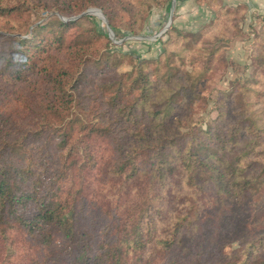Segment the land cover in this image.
<instances>
[{"label":"trees","instance_id":"trees-1","mask_svg":"<svg viewBox=\"0 0 264 264\" xmlns=\"http://www.w3.org/2000/svg\"><path fill=\"white\" fill-rule=\"evenodd\" d=\"M133 1L140 6L166 4L169 10L172 4V0ZM107 2L83 0L78 7L68 4L57 8L62 14H72L98 6L104 10L117 37L122 31L117 21L119 14L115 7L107 9ZM30 4L31 0H0V20L5 19L7 24L0 33L3 38L0 75L15 82L24 81L29 72L47 70L46 63L51 56L48 53L67 48L72 49L71 55L75 57L70 66L75 64L78 73L71 81L73 71L59 63L56 65L51 80L57 99L39 104L40 127L28 130L27 134L13 129L10 118L0 111V234L4 239L17 226L31 233H43L40 240L50 243L52 234L45 230L55 229L62 231L68 240L67 250L72 251L74 264H151L144 255L147 247H163L167 253L175 251L189 240L191 231L187 225L188 220H192L191 214L198 223L201 221L198 211L177 212L166 233L156 234L159 217L164 215L162 200L166 185L179 171L193 194L206 190L215 194L221 203L230 205L229 209L218 213L220 228L224 220L242 215L237 209L264 187V121L254 101L255 97L264 96L263 89L257 84L239 83L228 96L232 102L230 111L221 113L207 130H195L189 120L183 123V119L173 115L178 107H187V102L196 98L197 85L205 83L218 47L185 44L183 31L171 25L163 51L153 60H142L140 55L135 58L128 52L118 55L111 49L92 59L88 52L96 39L107 38V46L112 41L108 28H95L79 35L76 46H72L68 43L69 32L75 22L54 18L30 29ZM128 4L132 7L133 3L126 1ZM131 7H124L129 14L126 32L139 33L137 15ZM14 17L25 21L17 19V23H13L10 19ZM39 52L40 57H35ZM124 57H134L136 61L115 81L116 88L108 99L110 103H86L93 98L83 93L93 81L87 73L88 67L91 64L96 69L109 64L119 67ZM199 62H203L202 66ZM178 63L184 67H177ZM255 63L258 71L261 69L264 82V53L255 56ZM187 64L192 66L189 71L185 68ZM70 84L75 89L74 95L68 94ZM97 84L104 94L108 92L106 85ZM73 100L77 103H72ZM71 104L78 105V111L85 107L88 119L74 116L64 122L63 114ZM106 106H112L116 114L108 115ZM92 113L96 119L90 118ZM53 119H57V123ZM49 129L52 134L46 135V144L35 150L27 144L30 137L38 140ZM53 133L58 135L55 141ZM91 138L110 142L112 154L105 162L110 176L106 195L118 201L119 196H128L123 205H115L113 223L106 227L103 239L95 238V216H89L91 228L82 220L88 216L85 206L82 207L83 174L97 166L94 148L88 141ZM53 142L58 155L52 152ZM54 159L56 168L51 169ZM78 181L81 184L78 185ZM113 203L105 209L108 214ZM211 219L206 217L205 223H211ZM239 219H242L240 224L239 221L228 223L227 237L231 230L239 231L242 238L251 233L245 216ZM215 237L225 238L218 232ZM199 240L203 253L209 243L202 237ZM210 242L219 241L210 237ZM228 246L229 243L223 241L219 248L224 257ZM241 256H245L242 264H264V227L229 257ZM168 264L184 263L172 258Z\"/></svg>","mask_w":264,"mask_h":264},{"label":"rangeland","instance_id":"rangeland-1","mask_svg":"<svg viewBox=\"0 0 264 264\" xmlns=\"http://www.w3.org/2000/svg\"><path fill=\"white\" fill-rule=\"evenodd\" d=\"M83 0H31L30 17L28 22L31 23L30 29L37 23H45L54 18H60L63 21H73L74 25L69 32V42L72 46H76V39L79 35L88 34L90 30L95 28L105 30L109 21L104 10L98 6H90L91 8H99L107 18V22L95 13L81 15L75 19L64 20L63 17L71 18L77 16L89 9L90 7L72 14H62L57 6L71 4L78 7ZM126 1L132 2V7L126 5ZM131 7L132 11L137 15L136 22L140 28L139 33L126 32V20L129 14L124 7ZM167 5H142L133 0H108L106 8H116L118 15V23L122 27L121 33L107 46V38L96 39L89 57L92 59L99 57L103 52H111L121 55L123 52L132 53L135 58L140 57L142 60H153L159 56L164 49V41L168 39L167 30L171 25H175L183 31L185 36L183 43L201 45L207 48L218 47L216 57L210 63L211 68L205 83L197 85V96L192 102H187V107H178L173 117L183 119V123L187 120L190 127L195 130H207L210 123L215 121L222 115L228 113L231 109V100L228 96L241 84H257L260 89L264 90V82L258 67L255 63V56L264 53V0H177L176 9L173 15L171 25L167 27L169 21V9ZM19 17L10 20L17 23ZM9 20V19H8ZM23 18L18 22H23ZM25 21V20H24ZM5 19L0 20L1 28L6 26ZM10 25V24H9ZM25 30V28H24ZM80 38V37H79ZM84 39V38H83ZM3 38L0 37V43ZM70 48L65 50H52L47 55H51L46 63L47 70H35L29 72L27 79L24 81H13L0 75V111L5 117L11 120L10 125L16 128L20 134L29 133L28 130L40 127V119L37 114V108L40 103H48L57 99V92L54 83L51 80V74L56 72V65L73 71L74 77L70 78L74 81L76 78L77 68L70 66L74 62V56L71 55ZM40 57V52L35 57ZM134 57H124L122 65L119 67L104 66L96 69L92 68V64L88 67L87 73L93 78V81L85 87L83 93L87 92L92 96V101L86 100V103H110L108 99L113 95L116 88L114 84L125 70L132 68L136 59ZM92 63V62H91ZM203 62H199L202 66ZM81 65V64H80ZM180 66L181 69L184 67ZM186 70L192 69L187 64ZM41 69V68H40ZM80 70V68H79ZM78 70V71H79ZM76 75V76H75ZM97 83L106 85L108 92L106 94L101 90V86ZM100 87V88H99ZM255 87V86H254ZM256 88V87H255ZM93 90V91H92ZM68 94L74 95L75 89L70 84L68 86ZM82 93V94H83ZM96 96V97H95ZM70 97V96H69ZM255 108L260 109L264 121V96L255 97ZM72 103H77L73 100ZM90 104H86L88 107ZM226 106V107H225ZM108 115H115L112 106H106ZM83 111V112H82ZM227 114H225L226 116ZM79 116L82 119L86 117V108L78 111V105L71 104L70 109L63 114V121ZM91 116V117H90ZM89 117L96 119L94 113ZM9 120V121H10ZM57 119H53L57 123ZM57 126V125H56ZM185 129V128H184ZM52 130L44 132L41 138L33 140V136L27 140V144L31 145L35 150L42 144H46V135L52 134ZM54 141L57 140L56 133L52 135ZM95 152V169H87L83 174V199L82 207L85 206L87 218L82 219L87 228H91L89 222L90 217L94 219L96 225V239H103L106 236L105 229L113 223L116 207L123 205L128 197L127 194L119 196V201L112 196L106 195L108 191V182L110 176L107 175L105 162L108 161L112 154L109 148L108 139H89L88 140ZM80 144V143H79ZM82 145V144H80ZM55 142L52 143V152L58 155L55 148ZM80 147V146H79ZM56 159L50 164L51 169L56 168ZM94 165V166H95ZM185 176L181 171L168 180L166 185L165 197L162 200L164 204V215L160 216L157 223L156 234L164 235L169 229L175 213L182 211H198L201 215L200 223L191 214V221L188 220L187 228L191 231L189 240L186 243L175 248V251L167 253L163 247L149 246L144 250L145 259L151 264H168L172 258H176L184 264H242L245 256L229 257L234 251H239L245 246V241L257 235V231L264 227V187L260 192L244 201L246 205L237 209L242 215L232 216L230 219L224 220L222 228H220L218 213L220 210L229 209L227 202L221 203L215 194L200 190L199 193H192L184 181ZM81 184L78 181V185ZM67 189V185L65 186ZM188 194H191L188 196ZM133 192L130 193V197ZM113 203L111 213L108 214L105 209L110 203ZM107 204L106 206H103ZM102 207V210L100 208ZM193 207H196L193 210ZM219 208V209H217ZM115 212V213H114ZM90 216V217H89ZM245 216L249 223L251 233L242 238L239 231H230L229 237L227 227L228 223L239 221L241 223ZM199 217V218H200ZM212 218L211 223H205V219ZM98 223L99 227H98ZM89 225V226H88ZM196 225V231L193 227ZM230 228V227H229ZM45 231L52 234L50 243L42 242L40 237L42 234L38 231L31 233L22 227H15L8 232L7 239L0 234V264H74L72 251L67 250L69 247L68 240L62 231L55 229H47ZM256 231V232H255ZM217 232L224 235L225 238L216 239ZM207 240L209 246L204 248L202 253L199 245V239ZM211 240L219 241L210 242ZM229 243L225 250V257L221 249V243ZM232 252V253H231ZM133 258V257H131ZM148 258L150 260H148Z\"/></svg>","mask_w":264,"mask_h":264},{"label":"water","instance_id":"water-1","mask_svg":"<svg viewBox=\"0 0 264 264\" xmlns=\"http://www.w3.org/2000/svg\"><path fill=\"white\" fill-rule=\"evenodd\" d=\"M176 4H177V0H172V4H171L170 10H169V21H168V24H167L166 28H168L171 25V23H172L173 15H174V12H175V9H176ZM89 13H95L97 15H100L107 22V18L104 16V14L102 13V10L99 9V8H89V9L85 10L84 12H82L81 14L77 15V16H74V17H71V18L63 17V19L64 20L75 19V18H78L81 15H85V14H89ZM107 27L109 29L110 37L112 39H114V34L115 33H114L113 29L111 28L110 24H108Z\"/></svg>","mask_w":264,"mask_h":264}]
</instances>
